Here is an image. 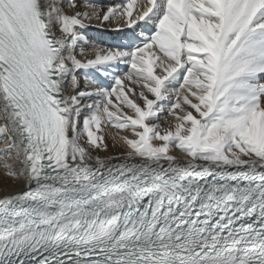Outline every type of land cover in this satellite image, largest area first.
<instances>
[{
    "label": "snow or ice",
    "instance_id": "snow-or-ice-1",
    "mask_svg": "<svg viewBox=\"0 0 264 264\" xmlns=\"http://www.w3.org/2000/svg\"><path fill=\"white\" fill-rule=\"evenodd\" d=\"M0 140V264H264V0H0Z\"/></svg>",
    "mask_w": 264,
    "mask_h": 264
},
{
    "label": "bare ground",
    "instance_id": "bare-ground-1",
    "mask_svg": "<svg viewBox=\"0 0 264 264\" xmlns=\"http://www.w3.org/2000/svg\"><path fill=\"white\" fill-rule=\"evenodd\" d=\"M107 2H112V0H104ZM139 2V0H138ZM95 34L97 33V35H99L101 32L104 33V36H108V33L102 29L96 28L94 30ZM109 144L111 145V141H109ZM0 146H2V140H0ZM122 150V149H119ZM117 150L111 149L109 150V152L107 153L108 155H115ZM101 155H104V153H101ZM2 168V167H1ZM23 188V184L20 180L14 179L12 177H9L6 174V170L0 169V197H2L5 194H12L15 193L17 191H20Z\"/></svg>",
    "mask_w": 264,
    "mask_h": 264
},
{
    "label": "rangeland",
    "instance_id": "rangeland-1",
    "mask_svg": "<svg viewBox=\"0 0 264 264\" xmlns=\"http://www.w3.org/2000/svg\"><path fill=\"white\" fill-rule=\"evenodd\" d=\"M105 3H108L107 1H104ZM111 2V1H110ZM97 34V33H96ZM109 36V35H108ZM110 131L112 132V134H115V132H116V130L115 129H110ZM109 141H111L110 139H109ZM0 169L1 170H3L4 168L2 167H0Z\"/></svg>",
    "mask_w": 264,
    "mask_h": 264
}]
</instances>
